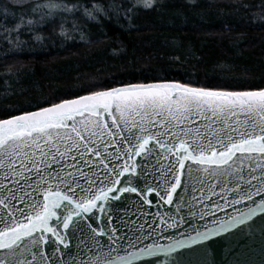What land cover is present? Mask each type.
<instances>
[{
	"label": "snow or ice",
	"instance_id": "obj_1",
	"mask_svg": "<svg viewBox=\"0 0 264 264\" xmlns=\"http://www.w3.org/2000/svg\"><path fill=\"white\" fill-rule=\"evenodd\" d=\"M145 5L155 7L152 0ZM84 8L95 19L108 6ZM120 8L126 15L138 10L131 2ZM81 91L86 94L53 95L0 111V264H77L47 254L50 244L57 253L70 250L65 233L86 234L95 246L89 248L94 258L79 264H137L179 249L206 254L205 242L224 233L264 232V81L200 84L155 77L94 83ZM196 171L219 180L207 186L219 200L207 196L205 203L203 181L196 178L203 230L180 231L181 238L161 245L154 233L179 230L184 221L159 212L149 232L141 225L128 237L109 227L115 219L129 223L119 213L128 212L121 202L130 194L137 197L136 210L149 215L144 206L153 205L151 196L172 205ZM229 207L237 214L227 213Z\"/></svg>",
	"mask_w": 264,
	"mask_h": 264
},
{
	"label": "trees",
	"instance_id": "obj_2",
	"mask_svg": "<svg viewBox=\"0 0 264 264\" xmlns=\"http://www.w3.org/2000/svg\"><path fill=\"white\" fill-rule=\"evenodd\" d=\"M129 2L138 10L126 15L120 5ZM152 3L0 0V111L86 94L81 89L94 83L264 81V0ZM88 4L108 8L91 19Z\"/></svg>",
	"mask_w": 264,
	"mask_h": 264
},
{
	"label": "water",
	"instance_id": "obj_3",
	"mask_svg": "<svg viewBox=\"0 0 264 264\" xmlns=\"http://www.w3.org/2000/svg\"><path fill=\"white\" fill-rule=\"evenodd\" d=\"M193 167L195 168L196 166ZM2 177L3 172L0 171V180H2ZM194 177L195 178L192 179L185 178V185L178 189L177 194H174V203L172 205L164 204L158 196H151L150 199L153 201V205L144 206V211L149 213V215H142L136 210L133 201H135L137 197H135V194H130V199L128 201L121 202L122 205L128 208V212L125 213L122 209L119 213V215L123 216L129 223L124 224L121 223L119 219H115L113 224H110L109 227H115V229L118 230V234L128 237H131L133 231L139 229L141 225L144 226L145 232H149L151 229L148 225L152 223L153 215L159 212L175 215L177 219L183 217L184 221L179 230H157L154 233V239L161 245H167L171 240L181 238L179 236L180 231L190 232L194 235L195 233L192 231L194 228L203 230V225L206 221L200 219L202 205L198 200L202 193L200 191L201 184L198 180L203 181L204 192L206 194L205 203H208L207 196H211L213 201L219 200V197L213 195L207 188L208 185H216L219 183V180L203 171L194 172ZM196 178H198V180ZM4 183H8V181H4ZM193 186H195L196 191L192 190ZM216 191L219 192L220 189L217 188ZM194 197L196 199H194ZM220 203L222 204L223 201H220ZM177 204L181 205L178 213L176 208ZM237 207L241 208V210H245L243 205H237ZM227 213L232 215L237 214L231 207L227 208ZM217 214L222 218H227V215L223 212H218ZM98 215L103 217L102 213H98ZM49 223L55 226L53 221L50 220ZM104 223H107V221L104 220ZM100 227H103V223L100 224ZM65 235L68 236L70 250H65L64 253H57L53 251L55 244H50L47 252L48 255H51L54 259L59 257L61 260L68 261L75 258L77 264H79L80 260L87 261L90 258H94L89 248H95V246L92 241L88 239L86 234L75 232L74 234L65 233ZM102 239L103 241H107L106 236ZM214 240L216 242H205V244L210 245L206 254L197 253L191 249H179L169 256H165L161 253L155 257H142L137 261V264H188V262H191V264H264V232L259 228L254 230L245 228L244 232L237 233L235 236L230 233H224L221 237L214 238ZM145 242L151 243L152 241L145 237ZM193 248H203V245H194ZM95 250L97 252L100 251L99 249ZM103 251L106 252L107 248L103 249ZM2 254V251H0V255ZM120 254L123 255L124 253L121 252ZM115 255L116 253H113V256Z\"/></svg>",
	"mask_w": 264,
	"mask_h": 264
},
{
	"label": "rangeland",
	"instance_id": "obj_4",
	"mask_svg": "<svg viewBox=\"0 0 264 264\" xmlns=\"http://www.w3.org/2000/svg\"><path fill=\"white\" fill-rule=\"evenodd\" d=\"M13 1H16V2H18V1H20V0H13ZM51 8L53 9V5H51ZM30 11V13H34L35 12V10H29ZM9 17L10 18H14V13H11L10 15H9ZM10 21H12L13 19H9ZM7 20H5V22H6Z\"/></svg>",
	"mask_w": 264,
	"mask_h": 264
}]
</instances>
